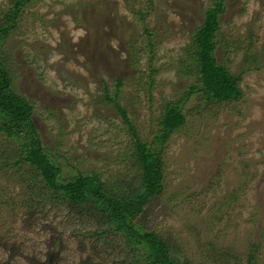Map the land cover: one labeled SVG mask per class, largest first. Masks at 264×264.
I'll return each instance as SVG.
<instances>
[{
	"label": "rangeland",
	"instance_id": "obj_1",
	"mask_svg": "<svg viewBox=\"0 0 264 264\" xmlns=\"http://www.w3.org/2000/svg\"><path fill=\"white\" fill-rule=\"evenodd\" d=\"M13 1L0 0V17ZM211 5L29 0L0 39V61L10 88L33 104L61 179L96 173L114 192L126 191L127 181L137 185L135 139L118 104L135 136L161 149L163 188L143 206L144 227L180 264H248L251 241L253 264H264V0H224L218 15L215 58L240 75L241 95L229 101L190 90L197 71L186 59ZM169 103L185 121L160 144ZM20 148L0 131V264H82L92 242L100 248L95 262L113 264L110 249L88 235L99 229L94 219L79 215L28 162H16ZM232 190L236 199L217 202Z\"/></svg>",
	"mask_w": 264,
	"mask_h": 264
},
{
	"label": "trees",
	"instance_id": "obj_2",
	"mask_svg": "<svg viewBox=\"0 0 264 264\" xmlns=\"http://www.w3.org/2000/svg\"><path fill=\"white\" fill-rule=\"evenodd\" d=\"M28 1L14 0L13 6L3 12V16L0 17V39L12 29L19 11ZM223 1L212 0V5L205 9L202 24L194 32L191 52L186 59L197 71L198 81L191 85L190 90H199L205 99L216 101H229L241 95L237 83L240 75H232L214 55V34L219 27L218 15L224 10ZM137 14L139 19L143 20L142 13L137 11ZM146 32L148 35L151 34ZM11 83L7 67L0 61V131L20 140L21 148L16 162H28L37 171L40 179L49 187L57 188L60 194L78 207L79 215L80 212L87 213L94 219L99 229L88 235L97 238L96 242L100 240L105 249L107 247L110 249L108 253L113 257H111L113 264H180L177 255L170 251L169 244L157 233L146 229L139 220L145 203L151 197L160 194L163 188V163L160 148L154 149L135 136L126 111L116 104L134 135L135 160L140 169L139 180L136 186L127 181L126 191L114 192L105 187L96 173H78L68 179L60 178L56 158L44 148L39 139L32 118L33 104L12 90ZM184 121L185 116L179 105L175 103L166 105L159 119L160 128L156 133L158 142L163 144L168 135L180 128ZM237 193L238 191H229L217 202L221 205L228 203L238 197ZM110 237L112 240H109ZM56 241L57 239L53 241L55 245ZM96 245L90 243L91 251L83 259L82 264L98 263L95 259L100 255L97 252L100 248ZM257 247L256 242L249 243L248 264H253Z\"/></svg>",
	"mask_w": 264,
	"mask_h": 264
}]
</instances>
